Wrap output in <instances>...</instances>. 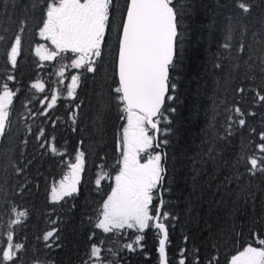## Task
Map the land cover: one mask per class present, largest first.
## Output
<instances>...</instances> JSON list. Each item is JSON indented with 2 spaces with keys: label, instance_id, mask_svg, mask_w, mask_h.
<instances>
[{
  "label": "trees",
  "instance_id": "16d2710c",
  "mask_svg": "<svg viewBox=\"0 0 264 264\" xmlns=\"http://www.w3.org/2000/svg\"><path fill=\"white\" fill-rule=\"evenodd\" d=\"M44 2L0 0V35L5 37L0 41V83H9L16 92L0 138V248L7 246L11 233L13 243L25 246L18 264H81L93 242L113 264H160L155 229L145 230L143 248L131 252L124 245L141 233L127 228L104 233L95 228L103 202L114 187V174L121 167L117 143L126 118L113 92L118 81L115 27L98 71L72 70L70 74L79 76L74 96L65 95L66 83L62 98L47 108L46 99L53 95L59 79L58 69L69 70L75 54L63 53L48 64L38 59L35 49L42 42L39 21ZM117 2L122 6L125 0ZM180 3L190 5L183 20L182 67L172 75L178 84L175 98L166 101V106L177 111L167 114L170 124L161 122L162 129L170 127L171 131L160 133L159 140L169 143L156 150L167 154L165 187L170 191L162 193L164 210L177 218L169 229L167 252L170 264H176L183 247L190 250V260L199 249L201 264L213 257L218 264H228L231 256L264 239V224L253 225L254 219L264 216V177L251 178L240 160L254 152L259 155L254 143L264 131V102L257 96L264 94V80L258 74L248 79L244 64L249 54L259 62V45L251 35L259 26L245 34L244 43L251 47L238 52L240 33L230 23L233 0ZM22 21L25 30L20 33ZM16 34L22 36V56L13 73L4 53ZM225 43L232 46L225 48ZM236 64L240 67L235 68ZM9 74L16 76L15 81H6ZM37 81L44 82L43 91L32 87ZM239 88L245 91L240 93ZM101 101L105 107L98 120ZM237 106L245 113H255L244 117L243 127L235 122L239 117L232 109ZM41 131L44 136L39 135ZM79 151L85 153L79 193L53 202V186L69 172L68 165L75 162ZM101 174L105 179L97 187L95 180ZM21 212L26 215L20 216ZM54 229L59 240L44 241L46 232ZM185 235L189 237L186 245Z\"/></svg>",
  "mask_w": 264,
  "mask_h": 264
},
{
  "label": "snow or ice",
  "instance_id": "6c2138e0",
  "mask_svg": "<svg viewBox=\"0 0 264 264\" xmlns=\"http://www.w3.org/2000/svg\"><path fill=\"white\" fill-rule=\"evenodd\" d=\"M189 7L188 3L181 4L180 0H125L122 6L117 0H45L42 19L39 21L41 25L39 36L50 41L55 47L49 49L41 44L35 49L41 60H53L61 53L71 52L75 54L72 67L85 68L89 73H96L98 61L102 60L104 49L108 46V40L115 27L118 81L113 92L117 105H123L122 111L126 114L127 124L123 126L122 135L119 136L117 143L121 155L118 163L121 167L115 176V186L111 189V194L103 202V209L95 228L104 233L125 228L141 233L135 235L131 243L124 245V248L131 252H135L137 247L143 248L141 242L145 239L142 234L145 230L155 229L160 264H170L167 252L171 244L169 229L174 227L172 222L177 218L164 210L165 200L162 193L170 191L165 187L168 171L165 166L167 154L163 151L148 150L159 149L169 143L167 139L157 142V134L171 131L170 127L162 129L160 125L162 121L170 124L167 114L177 111L174 107L166 106V101L174 100L173 93L178 87L172 75L182 67L180 63L182 44L186 38L183 20ZM233 9L230 23L236 24L240 33L238 52H246L251 47L244 43L245 34L259 26L258 29L251 31L254 41L259 45L257 56L259 62L256 63L253 55L249 54L248 60L244 61L245 75L248 79L254 80L258 74L261 80H264V0H233ZM23 24L22 21L20 33L25 30ZM4 39L5 37L0 35V41ZM11 39L12 42L7 46L4 55L6 64L10 65L11 71L15 73L18 71L19 58L22 56V36L16 34ZM231 46L230 43L224 44L225 48ZM234 67L239 68L240 65L236 64ZM15 79L16 76L13 74L6 77V81ZM78 83L79 76H73L69 96L74 95ZM32 87L39 91L44 90L43 84L39 82L34 83ZM237 91L243 93L245 89L239 88ZM15 95L16 92L9 83H0V136L5 134L9 108ZM257 96L259 101L264 102V94L257 93ZM55 102L56 97L53 96L47 107L51 108ZM104 107V102L101 101V115L97 117L98 120H102ZM232 111L238 114L239 118L235 122L241 127L246 125L245 116L255 115L245 113L239 106L234 107ZM149 130L153 134L150 135ZM250 131L256 132V129ZM232 134L231 131L227 133L228 136ZM39 135L44 136V132L41 131ZM258 136L259 142L254 143V147L258 149L259 155L254 152L247 158L240 157L251 178L257 175L264 177V131H260ZM51 151L57 152L54 144ZM143 153L148 155L145 162L141 163L140 157ZM84 156L85 153L79 151L75 156V162L68 165V174L58 185L53 186L51 190L53 202L79 193ZM104 179L105 174H101L95 180L97 187ZM19 215L24 216L26 213L21 212ZM15 223L20 221L17 220ZM256 223L264 224V216H261L259 221L254 219L253 225ZM53 237L59 240L58 230L47 231L43 240L49 241ZM188 240L189 237L185 235L183 237L185 245ZM259 244L264 245V239H260ZM6 245L0 248V264H18L19 252L24 250L25 246L13 243L11 233L8 235ZM189 251L187 247L180 248L176 264H201L199 249L192 253L191 260ZM101 252V247L93 242L87 259L81 264H113L112 261L105 260ZM36 264H39V261ZM207 264H218V259L213 257ZM228 264H264V247L247 246L239 254L231 256Z\"/></svg>",
  "mask_w": 264,
  "mask_h": 264
},
{
  "label": "rangeland",
  "instance_id": "374dc122",
  "mask_svg": "<svg viewBox=\"0 0 264 264\" xmlns=\"http://www.w3.org/2000/svg\"><path fill=\"white\" fill-rule=\"evenodd\" d=\"M42 39V42L39 44V45H41V44H43V45H45L46 47H48L49 49H54V45H51V42L50 41H48V40H45V39H43V38H41ZM62 54L63 53H61L59 56H57L55 59H58V58H60L61 56H62ZM38 59L40 60V62L42 63V64H48V63H51L52 61H54L55 59H53V60H41L39 57H38ZM69 66H70V69L69 70H67V68L66 67H62V68H60V69H58V71L59 70H62V71H65L66 72V74L61 78V79H57V77H56V89H55V91L53 92V95L49 98V99H46V104L48 105V104H50L51 103V98L53 97V96H55L56 97V102L58 101V99H60V98H62L61 97V94H62V90H63V88H64V85L67 83L68 85H67V88H66V92H65V95L67 96V97H73V96H69L68 95V91H69V89L72 87V77L73 76H78L76 73H72V74H70V72L72 71V70H74V69H77V68H74V67H72V62L69 64ZM67 75V78L65 79V76ZM37 82H39V83H42L43 84V86H44V89H45V84H44V82H42V81H37ZM37 82H35V83H37ZM79 84V83H78ZM77 87H78V85L76 86V88H75V91H76V89H77ZM75 94V93H74ZM56 102H55V104H56ZM54 104V105H55ZM53 105V106H54ZM52 106V107H53ZM47 108H49V107H47ZM126 124H127V120H126V118H125V124H124V126H126ZM122 131H123V127H122V130H121V135H122ZM0 138H1V136H0ZM152 152V151H151ZM141 160V163H143V162H145V160H146V158H142V159H140ZM120 170V169H119ZM119 170H118V172L117 173H115L114 174V178H113V181H114V183H115V176L119 173ZM68 174V173H67ZM66 174V175H67ZM64 178V177H63ZM63 178H61L60 179V181L63 179ZM59 181V182H60ZM59 182L56 184V185H58L59 184ZM114 186H115V184H114ZM252 247H264V245H260V244H258L257 246H252ZM243 251V250H242Z\"/></svg>",
  "mask_w": 264,
  "mask_h": 264
},
{
  "label": "flooded vegetation",
  "instance_id": "af4514ba",
  "mask_svg": "<svg viewBox=\"0 0 264 264\" xmlns=\"http://www.w3.org/2000/svg\"><path fill=\"white\" fill-rule=\"evenodd\" d=\"M61 71H62V70H59V71L57 72V75H58V78H59V79H61V78L66 74V72L63 71V75H61ZM149 134H150V135L153 134L151 130H149ZM159 135H160V134H157V136H158V140H157V142H159ZM156 150H157V148H153V149H149L148 151L151 152V151H156ZM147 155H148V153H143V154L141 155L140 159H142V158H147Z\"/></svg>",
  "mask_w": 264,
  "mask_h": 264
}]
</instances>
